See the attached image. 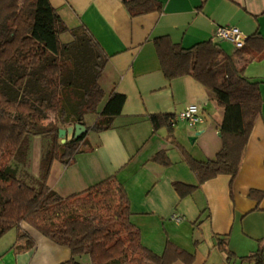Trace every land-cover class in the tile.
<instances>
[{"label": "crops", "instance_id": "crops-1", "mask_svg": "<svg viewBox=\"0 0 264 264\" xmlns=\"http://www.w3.org/2000/svg\"><path fill=\"white\" fill-rule=\"evenodd\" d=\"M125 1L50 0L69 28L85 25L109 56L100 80L106 99L113 91L126 99L111 129L88 133L87 150L76 154L69 164L53 161L48 185L67 196L117 175L130 200L131 221L146 247L163 254L171 241L194 254L193 264H246L240 257L264 245V195L261 199L250 195L251 190H264V57L257 58L250 51L235 56L246 64L245 75L260 81L263 97L236 179L231 184L230 175L220 174L199 184L186 153L200 161L216 157L223 145V109L193 76L166 77L154 39L168 35L183 47L212 39L234 54L242 47L214 38L216 28L234 25L247 39L264 37V0H156L162 4L160 10L135 16ZM190 104L201 107L202 123L176 120ZM164 115L175 117L172 127L164 123ZM153 116L161 119L159 127H155ZM48 140L49 136L31 137L19 175L32 184L39 183ZM158 153H164L170 163L154 160ZM175 182L199 185L182 197ZM174 215L184 219L178 222ZM22 228L35 240V246L19 249L26 239L20 240V229L13 227L0 238V264H61L72 258L70 248L56 244L25 222ZM219 238H225L237 259L228 260L217 245ZM79 260L91 264L89 255ZM173 264L185 263L178 260Z\"/></svg>", "mask_w": 264, "mask_h": 264}, {"label": "trees", "instance_id": "trees-1", "mask_svg": "<svg viewBox=\"0 0 264 264\" xmlns=\"http://www.w3.org/2000/svg\"><path fill=\"white\" fill-rule=\"evenodd\" d=\"M125 4L133 16L162 8L156 0H126ZM64 33L71 40L63 41ZM154 43L168 79L193 76L223 109V145L216 157L200 161L186 153L199 184L220 174L230 175L233 184L263 103L260 81L247 77L246 64L235 56L250 51L257 58L264 57V37L250 36L234 54L212 39L183 47L163 35ZM108 58L90 30L85 25L69 28L50 0H0V238L18 227L19 239H26L18 248H33L35 240L21 229L25 222L71 249L72 258L61 264H84L79 260L84 255L90 256L91 264H173L178 260L193 264L194 254L171 241L163 254L142 243L140 230L131 221L128 194L117 175L67 196L48 185L53 161L71 163L90 147L85 140L88 133L111 129L122 111L125 95L113 91L106 99L100 82ZM88 114L96 116L92 125L86 120ZM158 118L152 117L155 127L160 126ZM161 118L169 126L175 119L171 115ZM42 119L50 120L44 124ZM76 123L85 124L87 131L63 143L60 128ZM35 135L52 140L42 157L38 184L19 175L27 158L17 155L23 140ZM163 156L158 153L154 160L170 163ZM199 184L175 182L174 186L184 197ZM250 195L261 199L264 190H251ZM217 245L229 261L237 259L225 238H219ZM240 260L264 264V245Z\"/></svg>", "mask_w": 264, "mask_h": 264}, {"label": "built area", "instance_id": "built-area-1", "mask_svg": "<svg viewBox=\"0 0 264 264\" xmlns=\"http://www.w3.org/2000/svg\"><path fill=\"white\" fill-rule=\"evenodd\" d=\"M214 38L228 40L233 42L237 47H243L246 44L247 36L237 26L220 25L214 32ZM176 120H186L191 125H197L205 120L201 107L196 104L188 105L184 110L176 115ZM176 221H182V215H174Z\"/></svg>", "mask_w": 264, "mask_h": 264}, {"label": "rangeland", "instance_id": "rangeland-1", "mask_svg": "<svg viewBox=\"0 0 264 264\" xmlns=\"http://www.w3.org/2000/svg\"><path fill=\"white\" fill-rule=\"evenodd\" d=\"M71 38L72 37H71V35L69 33H64L62 35V40L63 41H69V40H71ZM225 47L226 48L228 47L227 44L225 45ZM231 47H232L231 50H233L234 47L233 46H231ZM51 117H54V116L51 114ZM51 117H50V119H51ZM50 119H42V122L44 124H47ZM95 119H96L95 114H88L87 118H86V120L88 121V124H93ZM30 143H31V137L30 136L26 137L23 140L22 145H21V147H20V149L18 150V153H17L19 159L27 158V156L29 154V151H30ZM51 146H52V140L50 138V140H48V143H46L45 149L48 150V149L51 148Z\"/></svg>", "mask_w": 264, "mask_h": 264}, {"label": "water", "instance_id": "water-1", "mask_svg": "<svg viewBox=\"0 0 264 264\" xmlns=\"http://www.w3.org/2000/svg\"><path fill=\"white\" fill-rule=\"evenodd\" d=\"M87 131V126L83 123L70 124L67 127H62L59 130V137L62 142L77 138Z\"/></svg>", "mask_w": 264, "mask_h": 264}]
</instances>
